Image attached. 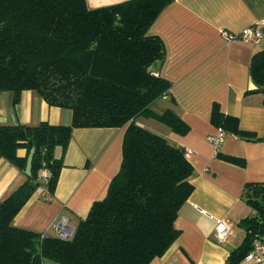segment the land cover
Wrapping results in <instances>:
<instances>
[{"label":"trees","instance_id":"obj_1","mask_svg":"<svg viewBox=\"0 0 264 264\" xmlns=\"http://www.w3.org/2000/svg\"><path fill=\"white\" fill-rule=\"evenodd\" d=\"M170 2L124 0L90 8L86 0H0V93L12 92L17 103L23 90H32L48 105L71 111L69 124L0 123V157L24 172L33 149L30 173L0 199V264H148L179 236L175 220L193 190L192 164L183 147L137 122L153 118L178 134L189 130L171 106L153 108L171 84L158 73L163 42L148 28ZM249 72L253 91L264 92V47L252 54ZM210 120L256 139L217 104ZM74 127L124 128L121 163L105 196L65 239L15 225L41 178L54 191ZM18 148L26 154L19 156ZM245 196L254 212L241 221L245 235L225 264H240L254 234L264 232V184H245Z\"/></svg>","mask_w":264,"mask_h":264},{"label":"crops","instance_id":"obj_2","mask_svg":"<svg viewBox=\"0 0 264 264\" xmlns=\"http://www.w3.org/2000/svg\"><path fill=\"white\" fill-rule=\"evenodd\" d=\"M121 1L86 0V4L94 8ZM249 26L264 31V0H171L148 28L163 42L165 57L158 73L171 84L168 96L156 103L158 111L171 106L189 130L178 134L153 118L140 117L137 122L188 149L185 155L193 167L189 178L193 190L175 220L180 234L148 264H225L228 252L245 235L241 221L254 212L246 202L245 184H264V92L253 91L249 72L251 56L264 47V36L252 45L239 38L226 42L220 32L237 33ZM12 97L10 91L0 93V123L71 122L70 109L48 105L32 90H23L17 103ZM213 104L256 136L245 139L226 132L219 146L221 155L242 158L243 165L216 155L206 138L218 130L210 120ZM123 133V127H74L54 191L49 192L41 178L13 223L54 235L51 222L65 215L74 231L91 204L105 196L117 173ZM16 152L26 154L24 148ZM24 173L0 157V199L24 181ZM218 223L227 229L223 238L217 237Z\"/></svg>","mask_w":264,"mask_h":264},{"label":"built area","instance_id":"obj_3","mask_svg":"<svg viewBox=\"0 0 264 264\" xmlns=\"http://www.w3.org/2000/svg\"><path fill=\"white\" fill-rule=\"evenodd\" d=\"M221 36L226 42H231L236 38L243 40L252 45H257L262 36H264V31L255 26H249L244 28L240 32H230L228 30H221ZM225 131L221 128L213 133L207 135V140L214 147L215 153L219 151V146L224 138ZM185 150V149H184ZM190 151L187 149L185 153H189ZM51 228L54 231V234L61 238L65 239L72 235L73 229L67 222V217L65 215H58L52 222ZM217 237L223 238L226 233V227L222 223H218L216 226ZM243 261L247 264H264V232H258L254 234L251 242L250 249L245 254Z\"/></svg>","mask_w":264,"mask_h":264},{"label":"water","instance_id":"obj_4","mask_svg":"<svg viewBox=\"0 0 264 264\" xmlns=\"http://www.w3.org/2000/svg\"><path fill=\"white\" fill-rule=\"evenodd\" d=\"M32 154H33V149L30 150V152L27 156V163H26V168H25L26 174L30 173Z\"/></svg>","mask_w":264,"mask_h":264},{"label":"rangeland","instance_id":"obj_5","mask_svg":"<svg viewBox=\"0 0 264 264\" xmlns=\"http://www.w3.org/2000/svg\"><path fill=\"white\" fill-rule=\"evenodd\" d=\"M154 110H156V111H158L159 110V105L158 104H156V105H154Z\"/></svg>","mask_w":264,"mask_h":264}]
</instances>
